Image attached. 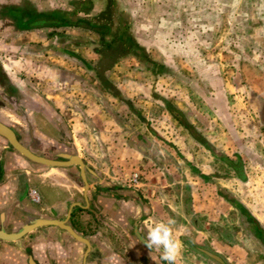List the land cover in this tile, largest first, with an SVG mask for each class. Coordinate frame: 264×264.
Masks as SVG:
<instances>
[{"label":"crops","instance_id":"1","mask_svg":"<svg viewBox=\"0 0 264 264\" xmlns=\"http://www.w3.org/2000/svg\"><path fill=\"white\" fill-rule=\"evenodd\" d=\"M109 1L114 6L113 0H0L3 87L22 91L30 82H49L84 89L87 81H105L118 59L108 44L124 49L125 55L131 44L121 36H129L135 45L124 28L125 12L109 8ZM97 42L105 47L100 49ZM94 89L91 83L78 98L84 106L71 117L70 141H62L60 151L73 152L84 163H98L94 172L103 182L120 185L136 174V188L120 185L136 192L102 188L96 176H86L85 202L77 166L35 167L0 143V228L12 232L37 217L61 219L71 207L66 222L87 241L54 225L39 226L19 239L0 240V264H166L159 252L140 241L154 222L169 218L175 220L173 237L182 245L176 264H218L190 244L208 249L224 264L251 262L254 247L264 264V158L239 141L246 136L245 123L227 122L225 131L221 128L239 146L228 155L223 146L218 149L217 128L209 130L208 122L198 125L189 116L184 122L163 95L157 101L176 121L146 123L144 131L134 134L113 113L114 100L98 103ZM106 92L104 96H112L111 90ZM56 96L48 93L46 98ZM145 140L150 147H144ZM245 158L253 163L252 170ZM216 161L224 163L225 175L215 172ZM30 189L37 192L38 203L30 200Z\"/></svg>","mask_w":264,"mask_h":264},{"label":"rangeland","instance_id":"2","mask_svg":"<svg viewBox=\"0 0 264 264\" xmlns=\"http://www.w3.org/2000/svg\"><path fill=\"white\" fill-rule=\"evenodd\" d=\"M113 1L115 11L125 12L127 33L137 47L133 51L142 56L139 60L128 49L127 55L114 61L105 81L91 82L98 103L106 100L113 104L114 100L117 107L112 111L121 124L139 134L146 123L156 126L163 118L165 123L176 121L157 101L164 95L169 108L185 117L184 122L189 116L198 125L208 122L209 130L217 128L214 137L221 143L218 149L223 146V153L228 155L236 153L239 146L231 136L223 135L221 128L225 131L227 122L233 126L245 123L246 136L239 141H244L248 150L256 148L257 157L264 158V0ZM97 44L105 47V43ZM5 53L15 56L12 50ZM91 83L87 81L84 90L69 83L60 87L30 82L22 91L0 83V120L20 132L31 129L34 137L40 135L60 150L62 141H70L71 117L84 106L78 98L86 88L91 89ZM109 90L112 96H104ZM48 93L57 96L46 98ZM143 144L151 146L146 140ZM83 151L80 153L87 158ZM248 160L245 158L246 165L252 170L253 163ZM85 164L93 171L99 168L93 161ZM214 169L220 175L227 173L221 161H216ZM86 176L93 177L89 173ZM128 183L126 179L117 184ZM210 228L217 229L213 225ZM255 250L250 251L252 261L245 259L243 264H262Z\"/></svg>","mask_w":264,"mask_h":264},{"label":"water","instance_id":"3","mask_svg":"<svg viewBox=\"0 0 264 264\" xmlns=\"http://www.w3.org/2000/svg\"><path fill=\"white\" fill-rule=\"evenodd\" d=\"M0 143L6 148V149H13L20 155L24 156L25 158L39 163L43 164L45 166H67V165H76L78 167V173L80 176V179L82 181V193L86 202V191L88 188V183L86 180V173H89L93 176H96L95 172L89 168L83 160L75 153H65V152H59L58 156L61 158V160H55L50 159L47 157H44L40 154H36L33 151L29 150L27 147H25L21 142L17 139L15 136L14 131L7 126L5 123H3L0 120ZM97 185L101 186L102 188H110L114 190H135L133 188L124 187L120 185H115L108 182H103L99 177L96 176ZM130 195L129 193H127ZM71 213V207L68 209L66 215L64 218L57 219V218H51V217H37L35 219H32L29 222H26L22 224L20 227H18L15 231L7 232L0 228V240L3 241H13L16 239H19L21 236L25 235L32 229L44 226V225H54L64 231H66L71 237H73L76 240L83 241L87 245V241L81 236L80 234L76 233L71 226L66 222L68 217ZM190 247L193 248L195 251L200 252L201 254L207 256L208 258L212 259L218 264H224L217 255L212 254L208 249L204 247L196 246L195 244H190Z\"/></svg>","mask_w":264,"mask_h":264},{"label":"clouds","instance_id":"4","mask_svg":"<svg viewBox=\"0 0 264 264\" xmlns=\"http://www.w3.org/2000/svg\"><path fill=\"white\" fill-rule=\"evenodd\" d=\"M174 224L175 220L172 218L166 222L156 221L140 241L148 250L159 252L160 258L166 264H176L182 248L180 242L173 237L172 225Z\"/></svg>","mask_w":264,"mask_h":264},{"label":"flooded vegetation","instance_id":"5","mask_svg":"<svg viewBox=\"0 0 264 264\" xmlns=\"http://www.w3.org/2000/svg\"><path fill=\"white\" fill-rule=\"evenodd\" d=\"M10 128L14 131L15 136L21 142V144H23L29 150L33 151L36 154H40V155L47 157V158H50V159L61 160V158L58 156V153L62 152L60 150H63L64 148L59 150V149L53 148L54 144H51L50 142H46L42 139H37L36 137L33 136L31 129H27L26 132H22V131L20 132L19 128H17V127H10ZM13 152L17 157H20L21 159H23L24 162L31 163L32 165H35V167L45 166L43 164H39V163L33 162V161L25 158L24 156L20 155L19 153H17L14 150H13ZM65 153H69V151L65 152ZM78 176H79V173H78ZM79 178H80V176H79Z\"/></svg>","mask_w":264,"mask_h":264},{"label":"trees","instance_id":"6","mask_svg":"<svg viewBox=\"0 0 264 264\" xmlns=\"http://www.w3.org/2000/svg\"><path fill=\"white\" fill-rule=\"evenodd\" d=\"M109 5V8H113V3H111V1H109V3H108ZM121 21V20H120ZM125 29L127 28V26H125L124 27ZM105 31H107V29L105 28V27H103V32L105 33ZM121 38H122V40H125V41H127V43L128 44H131V45H129V50H130V48H131V54H133V56L135 57V58H137V59H141V56L140 55H138L137 54V52L136 51H133V50H136L137 49V47L135 46V45H132V41H130L131 40V38L128 36V37H126L125 35H123V36H121ZM108 47L110 48V47H112V49H113V52H114V50H115V52L114 53H116L117 55H118V57H120V56H122V55H125V51H124V49H122V50H120V48H118V50L114 47V46H111V44H108ZM110 50V49H109ZM129 50H127V51H129ZM127 53V52H126ZM129 53V52H128ZM113 57V56H112ZM149 64V63H148ZM37 139H40L41 137H40V135H38L37 137H36ZM197 246V245H196ZM215 262V261H214Z\"/></svg>","mask_w":264,"mask_h":264},{"label":"built area","instance_id":"7","mask_svg":"<svg viewBox=\"0 0 264 264\" xmlns=\"http://www.w3.org/2000/svg\"><path fill=\"white\" fill-rule=\"evenodd\" d=\"M129 183L132 185V186H137V179H136V174H132L131 177L129 178ZM28 196L30 198V200L34 203H38L39 202V197H38V194L37 192L34 190V189H30L28 191Z\"/></svg>","mask_w":264,"mask_h":264}]
</instances>
